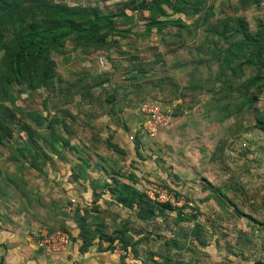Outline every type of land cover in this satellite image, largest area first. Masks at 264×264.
Listing matches in <instances>:
<instances>
[{"label": "rangeland", "instance_id": "rangeland-1", "mask_svg": "<svg viewBox=\"0 0 264 264\" xmlns=\"http://www.w3.org/2000/svg\"><path fill=\"white\" fill-rule=\"evenodd\" d=\"M63 1L68 4L98 3L105 9H113L115 0ZM219 1L223 6L218 0L209 1L214 2L213 14L209 17L211 22L221 16V7L225 8L227 6L224 5L229 3L233 6L237 2ZM234 12L244 16L250 27H254L257 21L264 20V0H260L258 7L252 5ZM140 15H134L129 23L134 34H127L122 39L123 51L146 59L151 58L153 52H165L177 45L170 42L177 26L166 27L161 31L153 27L148 37L135 34L143 31L148 12L144 11ZM117 23L124 27L121 26L120 18H117ZM107 56L114 67L111 75V80L117 87L114 97L116 101L130 105L118 114L122 115V122L115 124L113 121L110 128L106 125L107 130H102V122L98 123V115L103 116L108 109L104 104V97L112 93V89L105 85L97 98H93L95 105L79 108V102H74L72 111H80L81 116H77L78 119L73 122L72 112L66 118V127L63 124L54 125L53 147L50 145L49 128H35L34 137L43 153L36 160V164L61 163L64 170L59 167L56 171L59 180L63 179L61 184L64 180L68 182L65 175L75 168L89 175V178L93 174L98 179H109L116 171L128 173L133 169L132 172L138 171L136 175H142L140 178L136 176V185L139 188L146 187V190H150L153 185H163L174 198L173 206L182 205V212L187 215L195 214V219L176 223L175 210H168L166 214L151 220H139L135 212L128 211L127 219L132 230L144 229L150 235L149 244L156 256H167L175 261L168 264H264V131L255 125L253 109L243 108L238 115H232L220 122L215 121L207 115L206 110L210 104H223L230 98L223 96L217 83L212 84L211 91L203 86L193 88L179 98L175 96L180 92L173 90L174 82L168 72L164 73V68H170L176 82L181 84L187 83L189 77L186 72L191 71V67L179 68L181 61L177 56L168 55L153 71L137 80L128 79V74L123 72L128 63V55L111 51ZM105 57L104 52L87 57L80 51H74L67 59L54 55L61 71L84 67L90 71L97 70L108 62ZM213 68L215 67L212 66ZM203 75L206 77L208 73L203 72ZM206 84L211 85V82L207 81ZM15 95L14 100L8 101L14 107L22 106L45 116L63 109L54 104L46 89L31 92L16 90ZM151 101L158 102L172 115L167 127L150 135L145 130L146 127H143V112L140 109L144 103ZM254 107L264 114V92L259 94V100ZM79 121L83 123L80 126ZM76 124L79 128L73 130ZM84 124L88 127L86 136L82 128ZM19 125L13 132L14 141L5 140L0 145V178L8 175L9 179L26 189L24 177L22 179L20 175L25 176L26 181L28 176L30 186L36 181H33L36 172L30 171L28 166L18 170L17 167L23 168L25 165L20 160L17 163L13 160L15 148H21L26 137ZM67 128L73 131L68 132ZM96 133H100V138L96 137ZM105 134L109 135V141L118 148L111 149L106 146ZM127 134L132 137L127 138ZM80 139H87L90 147L87 153L74 148L77 141L82 142ZM64 141H69L70 147ZM85 157L88 162L84 163ZM32 160L33 155H27L26 162L30 163ZM102 164L106 170L97 175L93 168ZM34 166L35 161L32 164ZM84 167L89 169L85 170ZM58 186L59 183L56 182V187ZM6 187L5 185L4 190ZM75 190L76 186L71 184L69 191L75 195ZM84 194L90 199L89 203L94 204L91 196ZM78 197L83 196L77 194L74 198ZM70 201L76 202L71 199ZM103 201L101 203L104 206L115 203L108 198ZM121 221L119 220L120 226Z\"/></svg>", "mask_w": 264, "mask_h": 264}, {"label": "trees", "instance_id": "trees-1", "mask_svg": "<svg viewBox=\"0 0 264 264\" xmlns=\"http://www.w3.org/2000/svg\"><path fill=\"white\" fill-rule=\"evenodd\" d=\"M209 1L115 0L113 9H105L98 3L0 0V145L5 140L14 141L13 132L20 124L19 128L26 133V137L22 147L15 148L13 160L16 163L20 160L24 165L32 167L33 162L43 155L34 137L35 128H49L50 145L53 147L54 125L63 124L66 127V118L74 112V102H79V108L95 105L92 100L104 90L105 85L112 89V93L104 97V104L108 109L103 115L115 124L122 122V115L118 114L130 105L116 101L114 97L117 88L111 80L114 67L107 56L111 51L128 55V63L123 72L128 74L130 80L146 76L157 64L164 62L168 55L177 56L181 61L179 68L191 67V71L186 72L189 77L187 83L181 84L176 82L170 68H164V73L168 72L174 82L173 90L180 92L175 96L179 98L185 92L203 86L211 91L212 84L217 83L223 96L230 99L223 104H210L206 110L207 115L220 122L240 114L243 108L253 109L254 123L264 131V114L254 107L259 94L264 92V20L257 21L254 27H250L244 16L234 12L252 5L258 7L260 0H236L234 7L226 0L229 5L220 8L221 16L214 22L209 21L214 7V2ZM218 2L221 4L219 0ZM144 11L148 12L144 29L135 34L148 37L153 27L161 31L166 27L177 26L170 40L171 44L177 45L165 52H153L151 58L141 59L123 51L121 41L127 34H134L129 23L134 15H140ZM117 18L122 20L121 26L124 27L118 26ZM74 51H80L84 55L104 52L109 64L107 62L105 66L92 71L84 68L61 71L54 55L67 59ZM212 66L215 67L214 73ZM203 72H207L208 76L204 77ZM207 81L211 85L206 84ZM37 89L48 90L54 104L63 109L45 116L8 103L14 100L16 90L31 92ZM72 114L73 122L78 119L77 116H81L77 109ZM81 124L83 123L79 121V126ZM74 126L73 130L79 128L77 124ZM82 128L85 130L88 127L84 124ZM67 130L70 132L71 128ZM104 142L111 149L118 148L108 137ZM27 155H33L30 163L26 162ZM17 169L21 170L19 167ZM132 171L133 169L128 173L116 171L110 177L112 181L106 180L104 183L105 192L112 196L117 205L128 210L136 209V216L143 220L160 217L168 210H175L176 223L196 218L193 213H183L182 205L175 207L169 202H157L149 198L146 187L142 189L136 185V176H140ZM99 196L100 193H95L94 204L89 209L83 208L82 212L76 209L75 220L80 234L86 237L93 231L98 238L109 242V249L120 246L124 251L128 248L135 251L131 244L133 237L124 227L111 233L102 231L104 219L97 213L95 204ZM93 224L97 229H90ZM65 232L69 234L68 231ZM169 262L167 256L163 257L162 264Z\"/></svg>", "mask_w": 264, "mask_h": 264}, {"label": "crops", "instance_id": "crops-1", "mask_svg": "<svg viewBox=\"0 0 264 264\" xmlns=\"http://www.w3.org/2000/svg\"><path fill=\"white\" fill-rule=\"evenodd\" d=\"M95 54L98 55L99 53ZM85 56L91 57V55ZM105 117V115H98L97 117L100 118L98 123H104L102 130H107L106 125L110 128L111 123H113ZM83 131L86 136V129H83ZM99 134L96 133L97 138H100ZM105 136L108 137L109 135L105 134ZM126 136L127 138L132 137L128 134ZM80 140L82 142L77 141L78 144L73 145L74 148L79 152L83 150L87 153L90 149L87 139L86 141ZM68 145V147L71 145L69 141ZM83 161L84 163L88 162V158H83ZM25 167L27 165L21 170ZM59 167L62 171L64 170L61 163L46 162L37 165L35 162L34 167H29L30 171L35 170L36 172L33 177V181L36 180L35 183H31L32 185L29 186L28 176L26 181L25 176L20 175L22 179L24 177L23 183L26 189L9 179L8 175L0 178V264H162L163 257L156 256L151 244H149L150 235L148 236L144 229L132 230L131 226L129 227L131 223L127 219V213L131 211L137 215V210H128L115 203H108L109 207L101 203L104 202L103 199L113 200L112 196L108 195L105 188H103L104 180L112 181L110 177L109 179H98L91 174L92 177L89 178V175L83 171L73 168L65 175L68 182L64 180V183L61 184L63 179L59 180L58 173H56ZM87 167H84L85 170ZM93 169L97 171V175L106 170L103 164L102 166L96 165ZM56 182L59 183L58 187H56ZM71 184L76 186L77 190L75 192L83 197L74 198L77 194L74 195L73 192L69 191ZM5 185L7 187L4 190ZM98 187L100 190L97 191ZM84 193L90 195L91 200H94L95 193H100L95 204L97 205V213L103 217L104 221L102 227L101 225L99 227L105 233H111L115 229L124 227L133 237L131 244L134 245L135 251L128 248L127 251L123 250L122 253L117 252V254L109 249L107 240L98 238L93 231L86 237L80 234L75 220L77 217L76 209L82 212L83 208L89 209L93 205L89 203L90 199H87ZM70 199L76 202L70 203ZM119 220H122V226L119 225ZM96 227L93 224L90 229H97ZM53 230L69 232L71 240L67 250L46 252L40 245L43 235ZM118 248L121 247L118 246ZM169 261L171 260L169 259ZM171 262L174 263L175 261Z\"/></svg>", "mask_w": 264, "mask_h": 264}, {"label": "built area", "instance_id": "built-area-1", "mask_svg": "<svg viewBox=\"0 0 264 264\" xmlns=\"http://www.w3.org/2000/svg\"><path fill=\"white\" fill-rule=\"evenodd\" d=\"M148 1V0H146ZM143 114L144 120L143 125L146 127L145 130L149 134H154L156 130L167 127L170 121L169 110L163 109L160 104L156 101L144 103L140 109ZM154 187L150 190H146L149 198L157 202H169L172 205L175 204L173 196L162 186L153 185ZM177 203V202H176ZM70 235L62 230H55L50 233L43 235L40 240V245L46 252H53L58 250H67L70 244ZM114 253H122L123 249L116 246L112 249ZM117 253V254H118Z\"/></svg>", "mask_w": 264, "mask_h": 264}]
</instances>
